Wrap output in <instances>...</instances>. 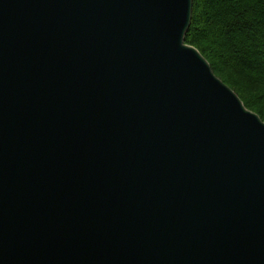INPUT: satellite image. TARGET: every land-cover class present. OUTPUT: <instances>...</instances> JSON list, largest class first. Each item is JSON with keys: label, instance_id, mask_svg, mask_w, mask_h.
I'll return each instance as SVG.
<instances>
[{"label": "water", "instance_id": "95a60500", "mask_svg": "<svg viewBox=\"0 0 264 264\" xmlns=\"http://www.w3.org/2000/svg\"><path fill=\"white\" fill-rule=\"evenodd\" d=\"M192 3L0 0V264H264V121Z\"/></svg>", "mask_w": 264, "mask_h": 264}, {"label": "trees", "instance_id": "16d2710c", "mask_svg": "<svg viewBox=\"0 0 264 264\" xmlns=\"http://www.w3.org/2000/svg\"><path fill=\"white\" fill-rule=\"evenodd\" d=\"M185 43L264 121V0H193Z\"/></svg>", "mask_w": 264, "mask_h": 264}, {"label": "bare ground", "instance_id": "6f19581e", "mask_svg": "<svg viewBox=\"0 0 264 264\" xmlns=\"http://www.w3.org/2000/svg\"><path fill=\"white\" fill-rule=\"evenodd\" d=\"M201 55V54H200Z\"/></svg>", "mask_w": 264, "mask_h": 264}]
</instances>
